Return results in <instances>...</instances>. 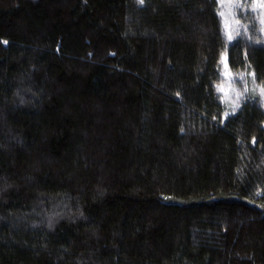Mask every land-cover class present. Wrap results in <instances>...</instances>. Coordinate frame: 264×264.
Listing matches in <instances>:
<instances>
[{
    "label": "trees",
    "instance_id": "obj_1",
    "mask_svg": "<svg viewBox=\"0 0 264 264\" xmlns=\"http://www.w3.org/2000/svg\"><path fill=\"white\" fill-rule=\"evenodd\" d=\"M220 13L0 0V264H264V44Z\"/></svg>",
    "mask_w": 264,
    "mask_h": 264
},
{
    "label": "rangeland",
    "instance_id": "obj_2",
    "mask_svg": "<svg viewBox=\"0 0 264 264\" xmlns=\"http://www.w3.org/2000/svg\"><path fill=\"white\" fill-rule=\"evenodd\" d=\"M245 2L247 3L239 5L233 0H219L225 38L231 42L234 39L245 37L251 43L261 42L264 44V0H245ZM247 10H251L253 16L249 19H242L239 14ZM252 39L256 40L252 41ZM225 77L226 80L221 86V91L234 109L244 90L240 92L232 86L231 78L227 72Z\"/></svg>",
    "mask_w": 264,
    "mask_h": 264
},
{
    "label": "snow or ice",
    "instance_id": "obj_3",
    "mask_svg": "<svg viewBox=\"0 0 264 264\" xmlns=\"http://www.w3.org/2000/svg\"><path fill=\"white\" fill-rule=\"evenodd\" d=\"M138 2L142 4L144 2V0H138Z\"/></svg>",
    "mask_w": 264,
    "mask_h": 264
}]
</instances>
